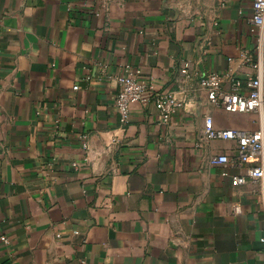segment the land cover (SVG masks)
I'll use <instances>...</instances> for the list:
<instances>
[{
    "label": "crops",
    "instance_id": "crops-1",
    "mask_svg": "<svg viewBox=\"0 0 264 264\" xmlns=\"http://www.w3.org/2000/svg\"><path fill=\"white\" fill-rule=\"evenodd\" d=\"M252 1L0 0V264H264V189L232 183L259 161L214 165L236 145L202 138L206 112L259 117L197 86L252 74ZM125 67L181 103L167 125L150 103L119 127Z\"/></svg>",
    "mask_w": 264,
    "mask_h": 264
},
{
    "label": "built area",
    "instance_id": "built-area-1",
    "mask_svg": "<svg viewBox=\"0 0 264 264\" xmlns=\"http://www.w3.org/2000/svg\"><path fill=\"white\" fill-rule=\"evenodd\" d=\"M252 16L250 19V34L253 39L254 57L244 51L241 54V64L249 67L252 74H246L242 79L225 75L220 77L215 73L207 74L197 81L200 90L206 93L209 107L219 108L227 113L257 114L260 120L259 128L254 132L239 130H217L214 128L211 115L206 112L203 116L202 138L205 141H231L236 145L233 158L219 155L212 160L214 165L242 168L251 159H258L257 167L245 170L244 176L232 178L235 186H242L246 180L259 184L264 189V0H253L251 4ZM180 74L190 79L188 64L181 69ZM117 92L114 99V108L118 125L124 129L129 124L130 111L133 106L146 107L153 103L159 115L161 125H167L171 117L181 107V103L172 92L159 91L153 82H146L134 76L129 67L125 73L114 78ZM229 88H224V83ZM74 87L73 90H77ZM82 148L86 149L85 139L81 137ZM76 170L77 165L71 164ZM223 172L221 177H227ZM234 215L240 214L238 205L232 207ZM3 243L6 240L0 237ZM264 245V238L261 241Z\"/></svg>",
    "mask_w": 264,
    "mask_h": 264
}]
</instances>
